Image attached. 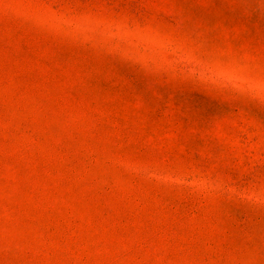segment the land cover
Masks as SVG:
<instances>
[{"label": "rangeland", "instance_id": "obj_1", "mask_svg": "<svg viewBox=\"0 0 264 264\" xmlns=\"http://www.w3.org/2000/svg\"><path fill=\"white\" fill-rule=\"evenodd\" d=\"M147 3L53 30L50 4L0 0V264H264V208L240 181L186 191L210 142L240 140L220 123L248 103L264 0ZM208 36L224 45L201 60ZM21 42L35 61L9 54Z\"/></svg>", "mask_w": 264, "mask_h": 264}, {"label": "snow or ice", "instance_id": "obj_2", "mask_svg": "<svg viewBox=\"0 0 264 264\" xmlns=\"http://www.w3.org/2000/svg\"><path fill=\"white\" fill-rule=\"evenodd\" d=\"M207 0H200V3H206ZM42 7L51 5L52 11L49 13V20L46 26L49 29H62L67 24H75L84 18V14L90 8L101 9L108 7L113 11L120 13L122 11L134 12L149 7L147 0H40ZM199 30H203V25L197 24ZM209 47L206 52L200 53V59H206L208 55L216 52L217 46H223L224 41L216 36H208ZM77 43L83 47H91V41L82 37H77ZM9 54H16L17 59L35 61L37 58L31 54L24 55L25 48L21 42L18 49H9ZM59 51L52 49L49 53L50 60H57ZM255 55L246 69L241 72V78L246 82L245 95L248 103L242 106V116L237 115L235 119L221 121L220 128L229 136H239L238 143L230 145L228 151L221 155L214 142L209 143L210 157L201 159L200 171L193 173L189 179L193 181L187 186L186 191L190 193H203L208 187V181L215 183L221 178H227L232 175L238 181L237 187L247 189L244 192L246 203L255 204L259 201V206L264 208V48L261 49L258 64ZM49 66H52L49 64ZM259 104L260 115L250 111L249 104ZM246 129L242 133L241 129ZM247 133L252 134V139L248 141ZM139 155H129L126 162L129 165L137 163L143 159ZM211 173V175H209ZM238 198V197H236ZM213 224L217 222L216 213L211 214ZM223 235L219 232L215 234L216 241H222ZM213 246H215L213 244ZM26 255H32L31 248L26 247ZM171 250L168 255L170 256ZM167 264V261L164 262Z\"/></svg>", "mask_w": 264, "mask_h": 264}]
</instances>
